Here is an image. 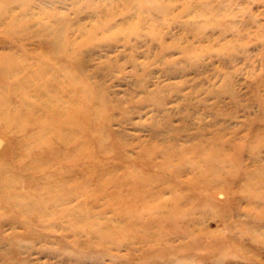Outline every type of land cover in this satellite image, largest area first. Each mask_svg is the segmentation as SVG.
Wrapping results in <instances>:
<instances>
[{"label": "rangeland", "instance_id": "1", "mask_svg": "<svg viewBox=\"0 0 264 264\" xmlns=\"http://www.w3.org/2000/svg\"><path fill=\"white\" fill-rule=\"evenodd\" d=\"M152 4L168 6V15L148 12ZM125 16L126 23L121 21ZM146 17L150 18L143 22ZM109 23L112 25L106 28ZM131 26H135L133 32H129ZM54 41L63 49L62 59L56 63L60 67L68 69L77 63L78 57L71 62L66 56L72 50L81 54L89 71L110 63L99 80L110 108L99 121V125L105 124L104 149L95 152L86 147L83 154L87 156L82 160L62 153L45 157L49 160L45 169L54 177L67 170L65 176L71 173L88 179L86 195L90 196L56 199L46 210L77 212L82 224L99 213L100 218L113 220L114 211L104 208L107 200L99 195L106 190L113 193L121 182L132 180L133 185L124 184L121 195L154 193L162 200L172 194L182 196L184 209H180L178 225L191 223L199 245L187 249L164 242L159 246L162 251L147 246L149 254L142 257L140 252H146L125 248L127 238L117 232L99 243L74 242L87 231L80 223L75 227L66 222L51 227L47 223L46 228L35 225L36 231L48 232L49 238L22 234L9 239L11 232H27L12 221L23 217L14 209L0 224V264L1 258L11 264H264V123L260 119L264 0H0V94H5L8 105L19 104L14 85L18 68L40 72L45 66L50 68L45 64L54 67L46 50ZM233 50L239 57L229 59L225 52ZM39 72L35 73L41 75ZM227 75L229 85L221 90ZM26 79L30 86L22 95L32 104L35 93ZM90 83L89 78L77 81L83 88ZM156 91L162 95L159 102L153 98ZM3 114L0 112V160L21 168L18 174L32 181L49 174H34L30 166L23 169L28 160L24 159V141L6 125ZM217 131L221 135L215 141ZM98 134L93 131L89 137L95 139ZM219 145L227 148L211 160L210 170L201 157L191 154L197 146L214 151ZM112 177L118 179L108 185L99 183L101 178L108 181ZM205 177L206 183L199 185L197 180ZM141 178L146 182L143 187L134 186ZM57 180L58 188H64L66 183ZM156 181V185L150 183ZM30 187L28 191L33 192ZM206 196L207 210L196 209L199 199ZM15 199L10 195L6 201ZM79 203L83 205L79 207ZM0 209L6 212L7 207ZM138 211L147 215L150 209L143 206ZM172 233L168 239L175 240ZM187 242L189 238L182 244ZM10 251L15 261L10 260ZM6 254L10 256L6 258Z\"/></svg>", "mask_w": 264, "mask_h": 264}, {"label": "bare ground", "instance_id": "2", "mask_svg": "<svg viewBox=\"0 0 264 264\" xmlns=\"http://www.w3.org/2000/svg\"><path fill=\"white\" fill-rule=\"evenodd\" d=\"M152 5L154 6L147 9L148 12L157 11V13L162 14L161 16H164L166 13L168 15V10L166 9L168 6L162 8L161 6H155V4ZM143 6L144 3L138 5V7ZM199 13L203 14L204 12L199 10ZM206 14L207 12H205L203 15ZM149 18L150 17H146L143 22L147 21ZM121 21L126 23L127 17H123ZM110 25H112V23H109L106 28ZM134 30L135 26H131L129 28V32H133ZM46 50L48 51L47 56H49L53 62H55L54 67L45 64L50 68L45 66L41 68L42 70L40 72L39 70L32 72L21 67L15 71L14 85L17 93L19 94V104L8 105L7 100L4 97L5 94H0V112H4L2 116L5 119L6 125L8 127H13V129L16 130V134H19L24 141V159H27L28 157V160L24 164L23 169L29 168L30 166L34 169V174H40L41 172L47 173V171H49L48 169H45L49 161H46L45 157H49L50 159L51 157H55L56 154L59 155L62 153L61 155H69L75 160H82V158H86L87 156L83 154V150L85 151L84 148L93 147L95 148V152L101 150L100 148L102 147V149H104V146L106 145V135L103 131L105 124L99 125V121L102 119L104 120L107 109L110 108V105L104 97L105 87H99L102 86L99 80L103 79V75L108 71L110 63H107L106 66H103L97 70L89 71V69L86 68L85 60L81 57V54L77 52L75 53V50H72L67 51L66 56L71 57V62L77 57L79 60H76L77 63L75 65L72 64V68L66 69L56 64L60 62V59H62L60 57L61 53L63 52L61 44L54 41ZM225 53L229 59H235L239 57L235 53V50ZM44 59L45 58H43V61L45 62ZM35 72H39L42 76ZM81 78H89L92 82V84L90 83L91 86L83 88L81 85H77V81ZM25 79L27 82L32 83V90L35 93L34 102H32V104H27L25 98H23L22 95L24 89L30 86L25 82ZM75 85L79 87L77 92H75ZM228 85L229 75L226 76L221 90L227 89ZM100 88L102 89L101 94H99ZM153 98H156L159 102V100L162 98L161 92L156 91L153 95ZM114 103L115 105L120 106V103H118L117 100H114ZM260 106L263 107V112L260 115V119H263L262 122L264 123V94L261 96ZM164 121L166 122V120ZM93 131L100 133V135L98 134L95 139L89 137L92 135ZM217 132L218 134L215 133L213 135V140L215 141H218L221 135L220 131ZM85 136L89 137V139L85 140ZM253 144L255 145V143ZM253 144L251 145L253 146ZM225 148H227L225 145H219L212 149L214 151H209L208 148H199V146H197L194 147V151L190 153L193 156L196 154V157H201L205 169L210 170L211 160H214L215 158L217 159V156H220L221 153L225 151ZM188 159L190 160V158ZM0 166V207H7L6 212H0V217L3 219L0 224L6 219H9V216L13 214L14 211L20 210L23 213V217L13 219L12 221L20 224L23 228L26 227L27 230V232L24 230L23 233H16L15 231L11 232V234L7 236L9 239L15 238L17 235L22 234L49 238L50 234L48 232L36 231V224L37 227L44 225V228H46L45 225H47V223L49 227H51V225L53 226V224H57L58 222H66L71 226L74 225L76 227V223L79 224L81 222V217L80 215L78 216L76 214L77 212L75 209L74 210L76 213H73L65 209L57 208V210L54 209L53 211H51L49 208L50 211H48L46 210V207L48 205L50 206L52 201L56 199L60 200L63 197H68L67 199H69L73 196H77L78 194V197H83L82 195L89 197L90 195H86L89 192L88 189H86L88 179L85 180L83 179L84 177L81 179L76 178V176L72 175L71 173L66 174L65 176L64 173L67 171L65 170L64 173H59V177H54L49 171V174L46 176L38 175V178L36 179L37 181H32L30 178L24 176L21 177L18 174L21 168H13V165L10 162H6V160L3 158L0 160ZM70 169L71 168H69V171ZM200 171L202 170L200 169L196 172L198 176L201 174ZM214 176L215 175L213 173L211 178H214ZM206 178L207 177L204 179H198L197 181L199 182V185L205 184L207 181ZM57 179H62L63 182L66 183L64 188H58L56 185ZM117 179L118 177L116 179L112 177L111 180L103 181L101 178L99 179V183L103 184L106 182L105 185H108V183H112ZM141 181L142 178L140 181L135 183L134 186L137 185L143 187V184L146 182ZM150 183L156 185L159 183V181ZM124 184H127L126 186H131L132 180L121 182L119 184V190H113V193L106 190L104 193H100L99 195L100 197L102 196L107 200V204L104 206V208H108L109 212L114 211V216L112 218L113 220L107 219V217L100 218L101 213H99V217H95L96 219H92L91 221L87 220L83 224L80 223L87 231V235H85L83 239L76 237L72 241H76L78 243H99L105 239H109V236L114 235V233L117 232V235L127 238V240L124 241V244L129 245H125V248L130 246V248H137L138 250L136 249V251L138 252H146H140L142 257L149 254L147 246L152 250H157L159 252L162 251L163 249H161L159 246H161V244L164 242H167V246L169 247L183 246L187 249H193V247L196 246L195 244L199 245V243L194 241L196 234L191 229V223H189V225L188 223H185L186 225L181 224L183 227L178 225V223L182 221L180 209H184L181 207L182 196L179 194H172V196L166 200H162L161 195L154 193L141 194L137 197L129 195L123 196L120 194V190L124 188ZM29 185L32 187V189H34L33 192L28 191ZM96 192L98 191L96 190ZM10 195H13L16 198L15 201H6V198H8ZM185 197L187 198L188 196ZM189 198L191 199L192 196L189 195ZM205 198L208 197L206 196L199 199L195 205L196 209H199L200 211L207 210L206 208H208L209 202L206 201ZM82 201L85 204V200ZM67 202L68 201H66V203ZM78 205L81 207L83 203L81 206L80 203ZM143 206H146L150 209L147 215L138 211V208ZM108 210L106 211L108 212ZM90 212L92 215V211ZM84 217L86 218V216ZM99 218L100 220L106 219V221H100ZM82 220L84 219L82 218ZM58 227L60 228L61 226L59 225ZM64 229L67 228L65 227ZM170 231H173L172 234H175V240L168 239V234ZM188 238L189 242L183 245L182 241ZM177 240H179L178 244L176 243ZM10 252L12 254V259L10 260L15 261L13 259V251ZM0 255L3 257V253H0ZM8 256L10 255L6 254V258ZM71 256L74 255L71 254ZM1 260L2 264H11V262H4V259L2 258Z\"/></svg>", "mask_w": 264, "mask_h": 264}]
</instances>
